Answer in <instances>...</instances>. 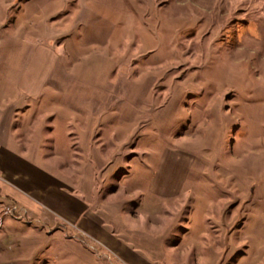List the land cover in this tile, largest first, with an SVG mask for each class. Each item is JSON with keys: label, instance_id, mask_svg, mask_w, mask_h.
<instances>
[{"label": "rangeland", "instance_id": "1", "mask_svg": "<svg viewBox=\"0 0 264 264\" xmlns=\"http://www.w3.org/2000/svg\"><path fill=\"white\" fill-rule=\"evenodd\" d=\"M39 66L44 97L12 118ZM12 122L23 132L0 136L35 145L68 185L95 173L104 196L120 190L111 230L144 262L264 264V0H0V129ZM170 151L196 163L152 208ZM32 202L38 217L0 193V264H131Z\"/></svg>", "mask_w": 264, "mask_h": 264}, {"label": "crops", "instance_id": "2", "mask_svg": "<svg viewBox=\"0 0 264 264\" xmlns=\"http://www.w3.org/2000/svg\"><path fill=\"white\" fill-rule=\"evenodd\" d=\"M41 69L43 68L39 66L38 68L35 67L34 71L28 70L18 81L24 92L15 102H11V104L14 103L11 107H15L22 100L28 104L20 112V106H16V111L14 109L15 114L11 115L12 118L20 117L21 114L22 116L30 115L33 104L28 101H39L44 97L46 83L41 78ZM52 120L56 128L54 132L57 133V124L62 122V118L57 114ZM14 130H17V134L23 132L20 128H14V122H12V124L8 123L6 128L0 129V134H10L9 132H14ZM5 137L0 136V175L9 184H14L12 186H15L17 190L8 186H0L1 195L14 200L25 209L29 208L31 213L37 217L39 215H37L36 206L32 201L39 202V204L53 212L56 218L55 222H71L77 227L81 226L93 237L117 249L125 260L131 264H148L129 246L131 245L129 242L121 239L122 236L118 232L111 230L116 227L115 224L111 223L112 208L114 207L109 208L111 203L107 205L105 201L111 195H119L120 190L104 196L103 191H106L107 184L98 183L99 185H96L95 173L91 176L92 186H87L86 191L83 188L85 187L84 184L70 186L59 175V172L48 167L51 161L47 156L31 152L35 145L26 144L23 138L17 136V143L10 142ZM67 137L68 140L71 139L69 136ZM84 138V140L78 141L81 147L83 142L88 144L94 140H90L91 137L88 136ZM98 141L102 143L105 140L99 139ZM42 147L39 146V148ZM191 155L184 151H170L162 157L152 173L150 186L146 193L148 198L153 199V204L150 203L152 208L155 200L173 199L183 192L196 163L195 157ZM133 218L135 219V217ZM113 221L115 222V220Z\"/></svg>", "mask_w": 264, "mask_h": 264}]
</instances>
